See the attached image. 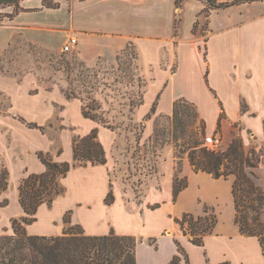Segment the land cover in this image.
Segmentation results:
<instances>
[{"label": "crops", "instance_id": "1", "mask_svg": "<svg viewBox=\"0 0 264 264\" xmlns=\"http://www.w3.org/2000/svg\"><path fill=\"white\" fill-rule=\"evenodd\" d=\"M52 1L58 4L56 8L46 7L44 0L2 5L5 16L0 25V57L16 42L61 52L71 37L78 40L72 50L86 64L101 57L114 58L128 46L134 47L145 79L138 119L148 118V135L154 132L151 118L172 117L176 102L188 103L204 121V132L222 138L220 150L224 141L228 146L231 144L238 127L236 136L243 140L246 151L255 148L262 154L255 173L257 184L264 189V0L220 9L210 7L205 0ZM28 89V83L18 85L0 77V91L12 98L13 110L20 114L31 112L43 120L54 116L55 111L42 98L26 94ZM68 117L75 118L78 131L64 140L63 151L54 159L72 163L74 139L97 130L107 163L72 168L61 180L65 193L51 207L47 204L39 207L36 221L27 226L30 235H62L64 217L71 213L76 225L86 229L88 235L115 232L119 236L143 238L145 241L139 240L137 246L138 264H170L179 255L176 241L184 248L190 264H264V248L259 239L242 235L236 224L233 177L216 179L206 172H196L190 159L182 161V169L177 173L172 160L166 165L161 189L150 185L140 204L126 200L122 189L112 182L109 170L113 165L116 132L86 118L76 100L69 101ZM9 122L0 120V129ZM18 124L9 125L21 130V144L14 148L34 151L26 156V174L44 173L46 166L39 158V153H45L44 145L33 142L40 139L37 133L44 136L39 130L44 132L48 124L35 120L28 128ZM16 152L12 149L8 155L6 169L9 186L14 189L11 205L21 218L25 213L19 187L26 174L16 163L15 156L19 155ZM176 175L187 181V187L174 200ZM110 192L114 200L107 204ZM3 194L8 197L5 191ZM150 205L155 208H149ZM206 209L216 216L217 224L214 232L205 237L203 246L195 245L184 234L164 235L180 228L176 217L185 213L199 217ZM159 213L165 214V226L159 232L147 233L150 227L158 226ZM88 221L93 223L92 227ZM151 238L157 239V247L146 242ZM167 242L170 249L164 251L161 248ZM196 252L203 255L202 262L196 263ZM144 253L159 254L162 259H146ZM182 264H186L184 259Z\"/></svg>", "mask_w": 264, "mask_h": 264}, {"label": "rangeland", "instance_id": "2", "mask_svg": "<svg viewBox=\"0 0 264 264\" xmlns=\"http://www.w3.org/2000/svg\"><path fill=\"white\" fill-rule=\"evenodd\" d=\"M3 16L5 13L0 6V25L4 21ZM136 55L134 47H129L114 58L101 57L93 64H86L76 51L53 52L35 45L14 43L9 51L0 57V77L13 80L18 85L28 83L26 94L34 99L42 98L45 104L55 111V115L43 120L41 117L36 118L31 112L20 114L12 109V98L0 91V120L10 121L0 129V173L6 168L8 155L13 149L19 153L15 156L16 163L20 164L22 172L26 174V156L34 152L14 148L21 144V130L9 125L14 123L17 126L20 123V127L22 123L28 128L33 120L48 124L45 125L44 132L39 130L44 136L41 137L37 133L40 139H35L33 143H42L45 153H49L53 158L57 157L64 149V140L70 139L71 132L78 131V127L74 125L75 118L68 117L69 101L76 100L87 112L104 119L103 123L97 121L101 127L117 134L112 150L113 165L109 170L112 182L122 189L124 198L140 204L150 190V185L161 189L168 162L173 160L176 172H180L182 161L190 159L191 147H207L204 145L207 133L203 132L204 121L195 115L190 104L184 103L181 105L178 119L174 116L151 118L154 132L148 135V118L138 119V109L143 102L145 91V79ZM8 116L10 117L7 118ZM236 135H239L238 127L234 137ZM227 147L228 142L224 141L223 150ZM27 176L26 174L25 177ZM6 191L5 196L8 197H4V192L0 196V203L7 201L5 207L0 206V237L11 235L12 220L20 218L19 212L11 205L14 189L8 186ZM149 208L154 209L155 206L150 205ZM60 209L59 207L57 212ZM68 216L72 223H64L63 232L78 224L73 215ZM164 216V213H159L156 216L158 226L150 227L147 233L159 232L166 224ZM88 222L92 227L93 223ZM172 233L183 235L179 227L176 231H167L164 235ZM136 238L145 241L139 236ZM146 242L150 245L152 243L148 239ZM155 246H158L157 242ZM161 249L168 251L170 244L165 243ZM144 256L155 261L162 259L159 254L144 253ZM202 256L200 252L195 253L196 263L202 262ZM144 261L147 262L145 259Z\"/></svg>", "mask_w": 264, "mask_h": 264}, {"label": "trees", "instance_id": "3", "mask_svg": "<svg viewBox=\"0 0 264 264\" xmlns=\"http://www.w3.org/2000/svg\"><path fill=\"white\" fill-rule=\"evenodd\" d=\"M20 0H0V6L17 4ZM212 8H227L232 5L254 0H236L232 3H218L205 0ZM44 5L56 8L52 0H44ZM131 47L128 46L127 49ZM136 59L138 56L136 55ZM181 100L175 103L174 118L178 119ZM86 118L104 122L83 108ZM221 127V121L219 124ZM203 127V132H204ZM205 133V132H204ZM74 161L58 162L50 154L39 153V158L46 166L41 174H31L24 178L19 187L20 204L25 216L12 220L13 233L0 237V264H138L137 246L139 240L134 236H119L115 232L109 235L95 236L86 234L80 225L64 230L59 236L30 235L27 226L36 221L35 215L43 204L52 206L55 199L65 193L61 180L72 168L78 166L104 165L107 163L106 152L99 141L98 132L94 130L85 137H76L73 142ZM190 162L196 172H206L216 179L234 178L233 195L235 199L236 224L242 235L257 237L264 248V189L256 182L255 170L261 162L262 154L255 148L246 151L243 140L236 136L225 150L214 151L209 148L191 147ZM9 173L6 168L0 173V195L8 189ZM187 187V181L176 175L174 180V200ZM113 193L110 192L106 203L112 204ZM7 201L1 206H6ZM71 213L64 217L65 224H71ZM183 234L191 238L197 246L204 245L206 236L212 234L217 218L206 209L204 215L196 217L185 213L176 219ZM151 245L156 239L151 238ZM179 255L170 264H190L188 255L181 244ZM228 264V263H223Z\"/></svg>", "mask_w": 264, "mask_h": 264}, {"label": "built area", "instance_id": "4", "mask_svg": "<svg viewBox=\"0 0 264 264\" xmlns=\"http://www.w3.org/2000/svg\"><path fill=\"white\" fill-rule=\"evenodd\" d=\"M78 43L77 38L71 37L69 42L64 45L63 52L68 53L72 52V46L76 45ZM204 145L207 146V148L214 150V151H220L223 141L222 138L219 135H206Z\"/></svg>", "mask_w": 264, "mask_h": 264}]
</instances>
